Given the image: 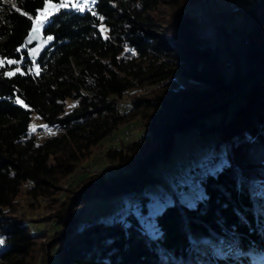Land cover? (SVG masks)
<instances>
[{
    "label": "trees",
    "instance_id": "trees-1",
    "mask_svg": "<svg viewBox=\"0 0 264 264\" xmlns=\"http://www.w3.org/2000/svg\"><path fill=\"white\" fill-rule=\"evenodd\" d=\"M198 1L96 0L83 12L62 9L41 28L42 37L53 40L32 60L23 40L43 0H15L16 8L0 0V264H44L45 255L51 264H264V187L249 189L264 180V73L247 99L235 93L204 110L230 92L232 77L222 76L213 53L196 38L191 10ZM236 13L243 23L233 29L247 28L255 68L264 72V0ZM16 68L21 72L9 76ZM31 113L51 131L39 140L29 130ZM124 124L140 135L119 139L94 159L114 162L120 175H92L59 202L66 178L92 162L94 151ZM196 129H218L228 151L219 167L201 175L202 193L191 205L165 203L144 216L148 229L132 211L90 218L81 210L77 219L76 205L112 196L105 195L108 188L130 185L142 201L143 186L155 180L149 169L169 155L174 133ZM163 135L157 156L150 145ZM21 194L27 209L41 200L45 208L59 203L44 217L53 223L37 261L44 235L31 232L36 219L20 210Z\"/></svg>",
    "mask_w": 264,
    "mask_h": 264
},
{
    "label": "rangeland",
    "instance_id": "rangeland-1",
    "mask_svg": "<svg viewBox=\"0 0 264 264\" xmlns=\"http://www.w3.org/2000/svg\"><path fill=\"white\" fill-rule=\"evenodd\" d=\"M203 1L204 0H199L192 7L191 14L193 13V10ZM73 3H83V0H69L68 8H73L71 7V4ZM256 3L257 0H242V8L237 12L243 9H250L255 6ZM91 5V0H88V3L84 4V7H90ZM42 7L40 9H42ZM40 9L37 10L36 15L38 14V11ZM231 15L232 17L230 18L229 16ZM35 16L33 18V22ZM229 16L227 18L228 24L222 19L221 16L220 18L234 31L235 35L243 37V39H245V31L247 30V28H244V31H239V29H236L237 32L233 29V27L240 29L242 28V14L235 12L233 14H230ZM194 19L197 24V29L199 24L196 21L195 17ZM216 23L223 31L225 35V41L223 42L222 39L218 38L219 40L217 41V44H219L215 48L209 47L205 40L203 42L205 43V46L213 53L217 70L222 74L224 78L229 79L232 77L231 89L228 94L219 97L220 99L217 102L210 105L209 107L204 108V110H209L211 108H214L217 104L224 103L227 99L235 95V93H238L237 96L239 97V99H247V97H249L255 91L257 86L262 82V75L264 73L262 70L255 68L253 60L254 52L248 46L246 39L244 40V44L247 53H245L244 49L240 48L241 46L238 42L240 49L239 63L238 56L233 45L232 37L230 36L228 31L220 25L219 22L216 21ZM195 35L197 36L196 33ZM196 38L199 39L198 37ZM227 38L231 39L230 43H227ZM199 40L202 41V39ZM226 63H229V65L226 66ZM224 66L227 68V70H225L226 73L224 72ZM138 92H141V90H138L136 93ZM129 97L130 96L126 95L120 100L119 104L121 110L127 108L126 105L128 103ZM236 101L237 99H233L232 101H230V105L232 103H235ZM67 105H70L69 101H67ZM183 107L185 106H177L178 109H182ZM177 118H179V116ZM165 121L166 117L160 120L158 124L159 130H162ZM28 126L30 132L34 134L36 140H39L40 138L51 132L49 129L44 127V122L40 120L34 113H31L30 115ZM33 128H35V131H33ZM140 133L141 130L139 128H136L134 126L131 127L129 125L127 126L125 124L120 125L118 129L109 136L108 140L106 142H103L101 147L94 151L92 162L81 164L70 176L66 178L58 196L59 202H61L67 196L74 195L75 192L83 188L86 179L88 177H91L92 175L97 176L119 174L120 172H117L119 170L118 165L114 162L106 160L103 161L101 159L100 161L95 163L94 159H96L97 157H101L103 149H105L106 147L111 145L117 146L119 143V139H123V141H129L138 137ZM168 135H170L169 132ZM164 138L165 137L163 135L157 141H155V143H152L150 145V148H156L157 156H160L162 153L163 143L161 141L165 140ZM148 150L149 149H147L145 152H147ZM227 151V144L219 137L218 129H216L215 131L205 129L202 130V132H198L197 129L190 130L185 133L176 132L174 133L173 145L170 149L169 155L164 159L157 158L154 165L149 169L150 175L153 176L155 180L143 186L141 194L145 195V198L142 201L134 199L136 194H134L133 190H130V185H128L127 188H108L104 191L105 195L113 194L112 196H96L86 200L82 204L76 205L78 211L77 219L80 216L81 210L82 217L89 216L90 218H111L112 215L118 214L120 216H123L129 213V211H132V213L137 217L144 218V226L146 229H148L150 228L151 222L148 217L145 218L144 216H149L155 212H159L165 203L178 202L191 205L194 202V199L200 196V194L202 193L199 178L205 172L219 167L224 162V159H226ZM140 169L141 167L138 166L137 171H139ZM122 177H117L118 179H120L119 182H122ZM117 178L116 181L118 180ZM256 187H264V180H261V182L254 181L249 185V189L251 190L255 189ZM135 193H138V191ZM17 199L20 203V210L26 211V215L28 216V218L36 219V222L30 223L33 225L31 232L38 233L40 231L44 235L37 245V261V258L42 254L44 255L45 253L44 249H42V243L47 237V232H50V230L52 229L53 223L52 219L45 220L44 217L53 213L59 203L52 208H45L44 205L46 204V202L41 200L39 203L34 204V207L32 209H27L25 204L27 199L25 198V196L21 194ZM141 202H144L145 209H139V204H141ZM50 256L53 261L57 259L58 251L56 248L51 249ZM44 264H51L48 256L46 255Z\"/></svg>",
    "mask_w": 264,
    "mask_h": 264
},
{
    "label": "built area",
    "instance_id": "built-area-1",
    "mask_svg": "<svg viewBox=\"0 0 264 264\" xmlns=\"http://www.w3.org/2000/svg\"><path fill=\"white\" fill-rule=\"evenodd\" d=\"M215 9L217 13L222 17V19L225 21V16L228 14V8L231 6L242 4V0H214ZM193 16L196 18V21L198 22L199 26L196 29V33L198 35L199 39L205 40V42L208 44L209 47L215 48L218 46L217 41L218 38L224 40V33L219 28V26L216 23V20L213 16V13L211 11V8L207 2V0H204L201 2L194 10H193ZM202 16L205 17V19L202 21ZM237 36V35H236ZM228 39V38H227ZM230 38L228 39L227 43H230ZM237 40L240 44V48L244 49V44L242 40L240 39V36H237ZM226 43V42H225ZM230 51V50H229ZM246 53V51H245ZM229 63H226V66H228ZM227 70V68L224 66V72ZM226 73V72H225Z\"/></svg>",
    "mask_w": 264,
    "mask_h": 264
},
{
    "label": "snow or ice",
    "instance_id": "snow-or-ice-1",
    "mask_svg": "<svg viewBox=\"0 0 264 264\" xmlns=\"http://www.w3.org/2000/svg\"><path fill=\"white\" fill-rule=\"evenodd\" d=\"M10 2L12 3V6L14 8H16L15 0H10ZM91 2L93 4H95L96 0H91ZM87 3H88V0H83V3H73V4H71V7L76 8L79 11L83 12V11H85L84 4H87ZM68 7H69V0H59L58 3H53V0H43V7H42V9H40L38 11V14L35 16V19H34V22L32 25V31L33 32L39 31L44 26L45 22L50 21V18H52L55 15V13H58L62 9H65ZM17 11H19V8H17ZM24 14L27 15V13H24ZM92 15L95 16L96 13L93 12ZM29 19H32V17H29ZM100 19L103 20V17H101ZM105 38H107V37H105ZM47 40L51 41V40H53V37L48 36ZM7 63L9 65H12V64L18 63V61L8 60ZM4 64H5V61L0 60V67H3ZM20 72H21V70L19 68H16L14 71L9 72L8 75L14 76ZM21 74H23V73H21ZM39 74L40 73H39L38 66H37L36 75H39ZM17 103L21 104L24 107H27L26 105H24L22 100L18 99ZM70 107H75V105H71ZM33 131H35V128H33ZM3 242H4L3 240H0V244H2Z\"/></svg>",
    "mask_w": 264,
    "mask_h": 264
},
{
    "label": "water",
    "instance_id": "water-1",
    "mask_svg": "<svg viewBox=\"0 0 264 264\" xmlns=\"http://www.w3.org/2000/svg\"><path fill=\"white\" fill-rule=\"evenodd\" d=\"M209 6L211 8V11L213 13V16L217 22L220 23V25L228 31L230 36L233 39V45L235 48V51L238 56V60L240 63V49L237 37L234 33V31L226 25V23L220 18L219 14L217 13L214 5V0H208ZM51 41H48L47 38H43L40 31L33 32L32 30L29 31V33L26 35V37L23 40V44L27 49L28 57L32 60H37L42 53V51L47 48L50 45Z\"/></svg>",
    "mask_w": 264,
    "mask_h": 264
},
{
    "label": "bare ground",
    "instance_id": "bare-ground-1",
    "mask_svg": "<svg viewBox=\"0 0 264 264\" xmlns=\"http://www.w3.org/2000/svg\"><path fill=\"white\" fill-rule=\"evenodd\" d=\"M242 5H243V4H239V5L231 6V7L228 8V14L225 16V22H226L227 24H228V21H227L228 16H229L230 14H233V13L237 12L239 9H241V8H242ZM229 17H230V16H229ZM204 19H205V17L202 16V21H203ZM196 34H197V33H196ZM197 37H198V35H197ZM240 39L242 40V42H243V44H244V40H245V39H243V37H240ZM244 48H245V51H246L245 44H244ZM246 53H247V51H246Z\"/></svg>",
    "mask_w": 264,
    "mask_h": 264
}]
</instances>
